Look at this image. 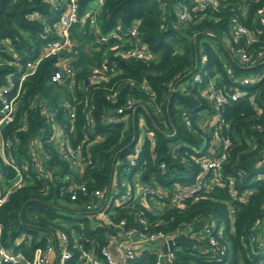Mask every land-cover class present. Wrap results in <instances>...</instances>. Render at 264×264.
I'll return each mask as SVG.
<instances>
[{
	"label": "trees",
	"instance_id": "1",
	"mask_svg": "<svg viewBox=\"0 0 264 264\" xmlns=\"http://www.w3.org/2000/svg\"><path fill=\"white\" fill-rule=\"evenodd\" d=\"M103 1L97 17L101 32L109 31L117 23L124 29L136 25L152 58L142 61L117 57L114 55L117 48L114 40L99 45L96 50H88L85 44L92 39L91 28L88 24L74 25L71 36L80 41L76 47L74 68L76 79L82 86L71 88L68 83H51L50 75L55 69L56 58L43 60L25 83L26 92L18 105L16 119L3 130L4 136H20L18 151L21 156H27V139L42 126L37 110L28 107V97L40 94L55 110V120L69 135L71 145L77 147L82 144L87 129L83 112L87 105L95 122L90 137L94 133L102 136L89 149L92 163L84 174L88 190L106 187L116 161L123 160L132 151L133 139L137 138L140 123H143L152 132L155 143L151 146L148 139L143 142L137 169L143 167V172L155 180L158 188L166 192H182L202 173V161L210 154L213 144L211 121L219 115L229 127L228 131L223 130V134L228 133L231 139L220 183L198 192L195 200L186 198L183 207L165 205L162 209H157V206L148 209L134 203L115 207L111 216L128 223L134 221L135 212H141L151 225L150 229L170 235L189 227L202 233L211 224H215L213 235L221 230L220 244L225 250L222 261H217L214 250L205 239H194L190 240L191 247L178 246L172 250L173 264H264V250L259 244L264 235L261 228H253L255 220L264 214V178H261L262 174L264 176V162L259 159L264 146V116L256 113L249 99L254 95L256 104L264 106V77L247 86H239L236 82L238 77L259 73L264 68V60L243 65L236 56H233V61L229 55L237 45L231 34L230 18L236 16L245 26L259 28L255 12L264 6V0H218L217 11L210 8L200 12L193 11L195 0ZM95 2L78 0L79 9L85 11ZM176 5H182L191 19L178 21L174 15ZM32 13L51 17L49 22L52 24L59 10H51V5L45 0H0V38L10 41L20 62L30 58L32 49L45 41L40 36L43 24L31 19ZM240 44L244 45L242 40ZM259 44L255 42L249 48ZM2 55L5 56L4 53ZM104 58L116 64L117 73L107 80L86 86L91 69L100 65ZM196 58L198 68L193 71ZM226 67L232 69V76L226 73ZM10 69L7 65L0 66V84L4 83V75ZM196 74H200V80L194 79ZM211 79L226 94L235 88L246 90L247 94L223 104L217 111L206 94ZM143 82L152 94L144 92ZM63 99L76 106L73 122L61 105ZM129 99L134 104L126 129L104 121L102 116L125 106ZM24 115L28 116L30 126L28 131L20 132L18 121ZM200 121L204 127L200 126ZM176 144L179 145L175 147ZM45 147L51 154V159L45 164L50 178L43 180L33 173L31 184L15 190L0 208L3 243L13 244L22 232H30L37 237L58 228L69 232V226H72L100 248L106 243L104 232L110 230L102 224L89 226L87 218L75 214L79 209L70 202L68 195L60 196L59 188L69 175L67 164L50 144L45 142ZM162 163L165 165L163 169L160 168ZM0 169L11 173L1 159ZM204 178L208 179V174ZM228 178L233 179L231 189ZM62 210L78 216L63 215ZM201 221L205 226L198 227ZM78 223L82 226L78 227ZM252 236H256L258 241L250 242ZM156 262L155 254L145 252L133 264Z\"/></svg>",
	"mask_w": 264,
	"mask_h": 264
},
{
	"label": "built area",
	"instance_id": "2",
	"mask_svg": "<svg viewBox=\"0 0 264 264\" xmlns=\"http://www.w3.org/2000/svg\"><path fill=\"white\" fill-rule=\"evenodd\" d=\"M51 5V10H59L56 21L49 22V16L39 13H32L31 19L41 22V37L45 41L38 47L33 48L30 58L20 62L19 55L15 53L8 39L0 38V66L7 65L11 69L4 75V83L0 84V159L7 166L11 173H4L0 169V208L8 201L10 195L17 189L28 186L32 182V175L36 173L40 179L50 178V172L46 163L51 159L50 150L45 147V142L57 152L59 158L66 162L69 175L59 188L60 196L68 195L70 202L74 203L81 218L89 220V226L102 224L110 231L104 232L105 245L96 248L91 240L85 238L72 226L69 232L63 229L49 230L46 233L34 237L30 232H22L11 245H5L2 241V223L0 221V264H133V261L145 252L156 255V264H164L165 259L172 262V250L167 253L163 251L166 246L169 249V242L177 235H170L161 230L150 229L146 217L141 212H135L133 222L124 219L116 220L111 215L114 208L128 204L139 203L145 208L162 209L165 205L183 207L186 198L197 199L196 194L200 191L210 189L214 184L220 183L223 163L228 158L231 139L228 133V123L219 115L214 116L211 124L213 126V144L210 154L202 161V173L196 181L182 192L165 191L155 184V180L148 175L143 178V167L137 169V159L141 155L142 144L137 145L135 140L132 151L123 159L116 161V168L111 172L110 178L104 189L88 190L85 175L86 167L92 163L90 147L100 141L101 135L94 133L95 122L90 117L91 108L83 107L86 118L87 129L84 132L82 144L73 147L69 135L62 126L55 120L56 112L49 101L42 95L33 94L28 97V107L35 108L41 116L42 126L34 136L27 140V156H21L18 147L21 143L20 136L12 134L5 137L3 130L9 127L16 119L18 105L23 94L26 92L25 83L35 74L39 64L48 58H56L55 69L51 72V83H68V86L81 87L80 80L76 79L77 51L80 41L71 36V28L79 23V26L88 24L91 28L92 39L85 44L86 49L96 50V47L106 44L109 40L117 43L114 55L121 58H135L146 61L152 58L147 46L142 43L136 25L126 29L117 23L109 31L102 33L97 23V17L103 6V0H96L85 11L79 9L78 0H45ZM162 6V5H161ZM218 0H195L193 11L205 9L218 10ZM174 15L180 22L191 19L189 12L182 6L176 5ZM255 22L259 28L245 26L236 16L230 18L231 34L237 43L233 49V56L243 64H253L264 60V6L259 7L255 12ZM244 45L240 44V41ZM259 42L257 47L249 48L253 43ZM5 54L3 56L2 54ZM9 57V58H8ZM204 61V58H202ZM117 73L116 64L104 58L100 65L91 69L86 86L94 85L100 81L109 79ZM226 73L232 76V69L226 67ZM264 77V68L257 74L236 78L239 86H247L253 81H259ZM200 80V74L194 76ZM132 83V82H130ZM142 89L150 94L148 85L143 82ZM152 94V93H151ZM207 98L213 107L218 111L223 104L237 100L247 94L246 90L235 88L226 94L211 79L207 85ZM253 109L258 115L264 116V106L256 104L254 95L250 96ZM134 102L127 100L123 107L108 112L104 118L106 123L118 124L126 129L130 110ZM61 105L68 113L70 121H75L76 106L65 99ZM24 115L18 121L20 132L28 131L30 126L29 118ZM144 133V141L149 140L154 145L152 132L147 126L140 123L139 134ZM137 135V137L139 136ZM179 144H176L178 146ZM260 156L264 162V146ZM160 164V168H164ZM128 177H125V174ZM208 174V179L204 176ZM264 178L263 174L262 177ZM228 187L232 188L233 179L228 178ZM170 193V195L168 194ZM168 200L165 201L164 199ZM76 205V206H75ZM157 206V207H156ZM159 224V223H157ZM211 224L204 232L193 231L192 228H185L189 231L188 240H206L217 256V261H222L225 253L224 247L220 244L222 238L221 230L212 234ZM82 223H78V227ZM156 226V223L154 224ZM205 226V224H204ZM253 228L264 229V214L257 218ZM258 241L256 236L250 238V242ZM260 247L264 250V236L259 239ZM86 244V245H85Z\"/></svg>",
	"mask_w": 264,
	"mask_h": 264
},
{
	"label": "water",
	"instance_id": "3",
	"mask_svg": "<svg viewBox=\"0 0 264 264\" xmlns=\"http://www.w3.org/2000/svg\"><path fill=\"white\" fill-rule=\"evenodd\" d=\"M77 25H79V23H77ZM206 33L212 34L210 32H206ZM196 37H197V34L194 35V42L196 41ZM229 55H230L231 59L233 61H235L233 55L230 54V53H229ZM197 68H198V59L196 58V60H195V66H194L193 71L197 70ZM246 68H249V67H246ZM85 83L87 84L86 81H85ZM260 158L261 157H259V159ZM143 178L144 179H147L148 178V175L146 173H144ZM203 226H204V223L202 221L198 223V227H203ZM188 234H189V231L188 230H186V229L182 230V232L179 235L175 236L169 242V249L166 246H164L163 247V251L165 253H167L169 250H172V249H174L175 247H178V246L191 247L192 246V243L188 240Z\"/></svg>",
	"mask_w": 264,
	"mask_h": 264
},
{
	"label": "rangeland",
	"instance_id": "4",
	"mask_svg": "<svg viewBox=\"0 0 264 264\" xmlns=\"http://www.w3.org/2000/svg\"><path fill=\"white\" fill-rule=\"evenodd\" d=\"M200 126H202V127H204L203 125H202V122L200 121ZM144 137H145V134L144 133H141V134H139V136L137 137V140H136V144L137 145H140V144H142L143 143V141H144ZM204 145V143H202V146ZM125 174V177H128V174L127 173H124ZM62 214L63 215H68V216H70V217H72V218H76V216H78V215H74V214H68L66 211H64V210H62Z\"/></svg>",
	"mask_w": 264,
	"mask_h": 264
},
{
	"label": "crops",
	"instance_id": "5",
	"mask_svg": "<svg viewBox=\"0 0 264 264\" xmlns=\"http://www.w3.org/2000/svg\"><path fill=\"white\" fill-rule=\"evenodd\" d=\"M262 233H263V235H264V229L262 230ZM162 263H164V264H170L168 261H166L165 259L162 261Z\"/></svg>",
	"mask_w": 264,
	"mask_h": 264
}]
</instances>
